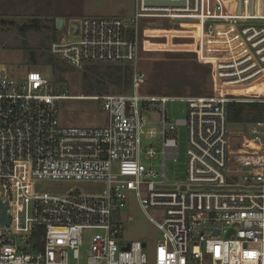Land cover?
I'll use <instances>...</instances> for the list:
<instances>
[{"label":"built area","instance_id":"built-area-1","mask_svg":"<svg viewBox=\"0 0 264 264\" xmlns=\"http://www.w3.org/2000/svg\"><path fill=\"white\" fill-rule=\"evenodd\" d=\"M163 22L186 25L177 31L192 34L190 52L209 67L213 95L143 93L141 25ZM75 38L53 43L50 54L75 68L130 64V89L85 97L101 104L105 126L67 128L58 103L80 97L55 94L38 71L17 79L0 69V264H264V0H134L130 18H81ZM169 99L186 103V119L169 121ZM232 102L262 107L237 151L228 131ZM153 110L158 129L148 118ZM180 127L187 130L186 181L170 185L165 163L177 159L173 133ZM45 181L102 183L106 190L58 194L44 191ZM127 192L161 233L151 253L123 241L119 212ZM149 209L162 210V221Z\"/></svg>","mask_w":264,"mask_h":264},{"label":"rangeland","instance_id":"rangeland-1","mask_svg":"<svg viewBox=\"0 0 264 264\" xmlns=\"http://www.w3.org/2000/svg\"><path fill=\"white\" fill-rule=\"evenodd\" d=\"M11 4L14 6L11 7ZM59 10L66 14H82L85 17L130 18L133 16L134 3L133 0H0V16L6 12L18 14V16H8L9 14H6V16L1 17L5 24H0V69H3L8 77L21 79L30 71H38L52 82L51 68L43 65L40 56L44 50L43 47L40 48L43 37L40 34L32 33L24 39L28 44V50H32L36 54L34 63L30 64L29 54L16 48L23 42V38L17 33V28L36 16H40L43 20L44 18L53 19L51 16ZM9 22L13 23L10 24ZM179 25L170 22L141 25L139 37L145 47L139 49L140 58L137 63V70L142 72L146 78L143 92H146L148 88L153 90L162 88L166 92L184 91V97H206L204 94H199L205 91V85L202 84V81L198 82L195 79H190L178 70V62H195L199 64L194 59L193 53L190 52L194 44L192 34L185 32L180 35L177 27L180 28L186 25ZM65 26L62 28L60 41L64 38L70 41L72 37L68 29V23ZM45 34L47 35V32ZM162 39H166V46L161 43ZM94 65L107 66L111 64H85L81 68L60 74L66 82L65 92L67 95H76L70 97L81 98L65 99L58 103L59 119L62 126L90 129L106 125L107 117L101 110V104L95 100L85 99L82 94L81 71ZM53 86L57 88L59 84H53ZM209 87L212 88L211 79H209ZM209 87L207 85V88ZM128 91L120 92L117 88L110 87L106 95L127 94ZM211 92L213 95L212 90ZM165 112L171 122L186 119V103L169 99L165 103ZM148 118H150L151 125L158 129L160 112L153 110L148 114ZM249 127V124L228 122L230 144L233 151L240 148L242 136L246 135ZM173 137L177 142V159L175 162L167 161L165 163L166 182L170 185H181L186 181V128L176 129ZM157 162H160V158ZM41 188L44 191L58 194H63L69 189L75 188L78 194L85 196L102 195L106 190L104 184L93 182L45 181L41 184ZM126 197V206L119 212L120 222L123 226V241H139L145 244L147 250L151 253L159 241L161 233L140 209L135 193L127 192ZM147 213L154 221H162V210L149 209ZM80 254L81 259L84 260L87 254L86 244L80 250Z\"/></svg>","mask_w":264,"mask_h":264},{"label":"trees","instance_id":"trees-1","mask_svg":"<svg viewBox=\"0 0 264 264\" xmlns=\"http://www.w3.org/2000/svg\"><path fill=\"white\" fill-rule=\"evenodd\" d=\"M13 6L14 5L11 4V7ZM6 14H9L8 16H18L16 13L6 12L0 16V24H5L1 17L6 16ZM52 18L53 19L44 18L43 20L40 16H36L20 25L17 28V33L21 38H23V42L16 48L27 52L30 56L29 63L33 64L36 54L32 50H28V44H26L24 39L28 38L32 33L40 34L43 37L40 42V48L43 47L44 50L41 52L40 56L42 57L43 65L51 68L53 84H59V86L55 88V94H61L66 90V82L60 74L73 71L77 68L68 65L49 53L51 45L59 42L62 34V29L58 30L56 28L55 18ZM9 23L12 24L13 22ZM45 32H47V35ZM133 36V29L128 28L126 31L127 40H132ZM178 66V70L182 72L184 76H188V78L195 79L198 82L202 81V84L205 85V91L200 92V95L204 94L206 97L212 95V88L209 87L210 70L208 66H203L195 62H178ZM131 79L132 66L130 64L116 63L107 66L94 65L92 67H87L81 71L82 94L84 97L105 96L110 87L117 88L120 92H127L130 89ZM207 85L209 88H207ZM143 93L148 95H157L159 97H184L185 94L184 91L180 90L175 92H166L162 88L158 90L148 88L147 91ZM67 96L76 95L68 94ZM261 117L262 107L257 103L232 102L227 106L228 122L253 125L258 123L261 120Z\"/></svg>","mask_w":264,"mask_h":264},{"label":"crops","instance_id":"crops-1","mask_svg":"<svg viewBox=\"0 0 264 264\" xmlns=\"http://www.w3.org/2000/svg\"><path fill=\"white\" fill-rule=\"evenodd\" d=\"M133 3H134V0H133ZM51 17L55 18V23L57 22L58 19H63V24H62L61 29L65 26V24L68 23V29L70 30V34L72 36L70 41H73L76 39L75 35L77 32V27H76L77 22H78V20H80L81 18H84L85 16L82 14H79V15L78 14H66V13L61 12V10H59V11L53 13V15ZM88 17H98V16H88ZM58 30H60V29H58ZM64 41H69V40L64 38Z\"/></svg>","mask_w":264,"mask_h":264},{"label":"water","instance_id":"water-1","mask_svg":"<svg viewBox=\"0 0 264 264\" xmlns=\"http://www.w3.org/2000/svg\"><path fill=\"white\" fill-rule=\"evenodd\" d=\"M148 5H158V6H176V5H180V3H174V2H155V1H151L147 3ZM63 24V19H58L56 22V28L57 29H61ZM77 27V26H76ZM3 222L6 223L7 219L6 216L3 217ZM143 247H145V244H143Z\"/></svg>","mask_w":264,"mask_h":264},{"label":"bare ground","instance_id":"bare-ground-1","mask_svg":"<svg viewBox=\"0 0 264 264\" xmlns=\"http://www.w3.org/2000/svg\"><path fill=\"white\" fill-rule=\"evenodd\" d=\"M179 26H181V24ZM254 90H255V88H249V90L247 91V94H253L254 93ZM226 95L236 96L237 94L227 91L226 92Z\"/></svg>","mask_w":264,"mask_h":264}]
</instances>
